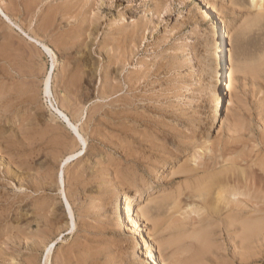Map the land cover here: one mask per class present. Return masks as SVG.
Returning <instances> with one entry per match:
<instances>
[{
  "label": "rangeland",
  "instance_id": "1",
  "mask_svg": "<svg viewBox=\"0 0 264 264\" xmlns=\"http://www.w3.org/2000/svg\"><path fill=\"white\" fill-rule=\"evenodd\" d=\"M31 2L0 0V264H145L135 253L146 247L155 264H186L199 236L207 242L199 264H264V65L253 69L264 59V0L260 8L252 0ZM204 3L231 34L232 91L218 111ZM76 152L81 160L62 162ZM151 183L140 206L153 222L141 218L125 236L114 224L116 198ZM217 188L223 202L214 205Z\"/></svg>",
  "mask_w": 264,
  "mask_h": 264
},
{
  "label": "bare ground",
  "instance_id": "2",
  "mask_svg": "<svg viewBox=\"0 0 264 264\" xmlns=\"http://www.w3.org/2000/svg\"><path fill=\"white\" fill-rule=\"evenodd\" d=\"M16 1V0H15ZM39 1V0H38ZM203 1V0H202ZM2 2V1H1ZM32 2H33V0H32ZM31 2V3H32ZM70 2V1H69ZM71 2H73V1H71ZM205 2V1H204ZM262 2V0H252V4L254 3V4H256V6H258L259 8L261 7V3ZM8 3H9V0H8ZM11 3H14V1H12ZM38 3V2H37ZM77 3H79V1L77 2ZM16 4H18V2L16 3ZM33 4V3H32ZM35 4V3H34ZM205 4V3H204ZM7 5V4H6ZM15 5V4H14ZM20 5H21V3H20ZM20 5H19V7H20ZM24 5V4H23ZM28 5V4H27ZM36 5V4H35ZM76 5V4H75ZM9 5H7V7H8ZM18 6V5H17ZM29 6V5H28ZM34 6V5H33ZM32 6V7H33ZM12 7V6H11ZM22 7V6H21ZM26 7V6H25ZM44 7V6H43ZM50 7H52V6H50ZM81 7V6H80ZM263 7V6H262ZM16 8V7H15ZM47 8V7H46ZM71 8V7H70ZM75 8V7H74ZM212 8H213V6H212ZM27 9H28V7H27ZM47 9H49V8H47ZM53 9V8H52ZM68 9V8H67ZM12 10H14V9H12ZM16 10V9H15ZM29 10V9H28ZM33 10H34V8H33ZM36 10V9H35ZM214 10V9H213ZM1 11V10H0ZM7 11V10H6ZM46 12V11H45ZM53 12V11H52ZM58 12V11H57ZM71 12V11H70ZM82 12V11H81ZM203 12V14L201 15V16H203V17H208V19L210 18V19H213L212 21H213V23H212V26H213V30H214V36H215V40H214V55H215V59H216V63H217V65H218V70H217V72L216 73H214V74H216V79H217V97H216V101H217V111H218V108L219 107H222V106H220L221 104H222V101H223V98H224V96H227L229 93H231V91H232V71H231V65L233 66V57H232V55H231V50H230V48H229V41H230V36H231V34H230V32L228 31V29L226 28L227 26L225 25V24H223V22H222V20H220L219 19V17H217L216 15H214L213 14V11H211V8L209 7V6H207V3L205 4V7H204V10L202 11ZM3 13V12H2ZM10 13V12H9ZM38 13V12H37ZM161 13V12H160ZM5 14V13H4ZM31 14V13H30ZM51 14V13H50ZM79 14V13H78ZM212 14L214 15V17L212 18ZM259 14V13H258ZM262 14H264V13H262ZM261 14V15H262ZM42 15V14H41ZM16 16V15H15ZM34 16V15H33ZM5 17H6V15H5ZM37 17V16H36ZM258 17V16H257ZM78 18V17H77ZM6 19H7V17H6ZM51 19V18H50ZM82 19V18H81ZM261 19H263V18H261ZM80 20V19H79ZM224 21V20H223ZM226 21V20H225ZM36 22V21H35ZM51 22V21H50ZM84 23V22H83ZM86 24V23H85ZM41 27H43V26H41ZM45 27V26H44ZM80 27V26H79ZM229 27V26H228ZM47 28V27H46ZM92 28V27H91ZM28 29V28H27ZM92 30V29H91ZM44 32V31H43ZM31 33V32H30ZM87 33V32H86ZM43 34V33H42ZM76 35V34H75ZM74 35V37L76 38V36ZM111 35H113V34H111ZM80 36V35H79ZM83 37V36H82ZM77 38H78V36H77ZM81 38V37H80ZM40 39V38H39ZM66 39V38H65ZM76 40V39H75ZM126 40V39H125ZM63 41V40H62ZM65 41V40H64ZM108 41V40H107ZM116 42V41H115ZM213 42V41H212ZM61 43V42H60ZM79 43V42H78ZM12 44V43H11ZM104 44V43H103ZM13 45V44H12ZM23 45V44H22ZM27 45V44H26ZM71 45V44H70ZM119 45V44H118ZM110 46H111V44H110ZM109 46V47H110ZM3 47V46H2ZM42 47V46H41ZM43 48L45 49V51H47V54L49 53L50 54V51L51 50H49L46 46H44L43 45ZM43 49V50H44ZM2 50V49H1ZM4 50V49H3ZM6 50V49H5ZM28 50V49H27ZM60 50V49H59ZM110 50H111V48H110ZM103 51V50H102ZM5 52V51H4ZM52 52V51H51ZM213 52V51H212ZM111 53V52H110ZM122 53V52H121ZM20 55H23V54H20ZM53 55V54H52ZM115 55V54H114ZM119 55V54H118ZM4 56V55H3ZM108 56V55H107ZM117 56V55H116ZM115 56V57H116ZM1 58V57H0ZM22 58V57H21ZM20 58V59H21ZM109 59V58H108ZM124 59V58H123ZM118 61V60H117ZM124 61V60H123ZM112 64V63H111ZM188 64V63H187ZM192 64V63H191ZM53 65V64H52ZM123 65V64H122ZM264 65V59H259L258 61H257V64L256 65H254V67H253V69H254V72H256V69L257 68H261L262 66ZM34 66V65H33ZM188 66H189V64H188ZM215 66V65H214ZM244 66V65H243ZM2 67H3V65H2ZM65 67V66H64ZM190 67V66H189ZM104 68V67H103ZM124 68V67H123ZM191 68V67H190ZM246 68V67H245ZM250 68V67H249ZM2 69V68H1ZM6 70V69H5ZM15 70H16V68H15ZM20 70V69H19ZM11 71V70H10ZM32 71V70H31ZM40 71V70H39ZM238 71H239V69H238ZM7 72V71H6ZM33 72H34V70H33ZM75 72V71H74ZM103 72V71H102ZM248 72V71H247ZM246 72V73H247ZM26 73V72H25ZM77 73V72H76ZM237 73V72H236ZM249 73V72H248ZM13 74V73H12ZM256 74V73H255ZM260 74V73H259ZM104 75V74H103ZM257 75V74H256ZM60 76V75H59ZM107 76V75H106ZM19 77V76H18ZM258 77V76H257ZM63 78H64V76H63ZM78 78V77H77ZM49 78H47L46 79V81H45V86H44V94L46 95V97H50L51 96V93H50V86H49V80H48ZM104 79H106V78H104ZM108 79V78H107ZM62 80V79H61ZM70 80V79H69ZM81 81V80H80ZM13 82V81H12ZM30 82H31V80H30ZM75 82V81H74ZM17 83V82H16ZM67 83V82H66ZM78 83V82H77ZM129 83V82H128ZM135 83V82H134ZM10 84V83H9ZM24 84V83H23ZM26 84V83H25ZM102 84V83H101ZM6 85V84H5ZM27 85V84H26ZM70 85V84H69ZM110 85V84H109ZM132 85V84H131ZM63 86V85H62ZM74 86V85H73ZM108 86V85H107ZM106 87V86H105ZM22 88V87H21ZM27 88H29V87H27ZM116 88V87H115ZM119 88V87H118ZM121 88V87H120ZM18 89V88H17ZM23 89V88H22ZM103 89H104V87H103ZM108 89V88H107ZM111 89H113V88H111ZM11 90V89H10ZM105 90H106V88H105ZM8 91V90H7ZM19 91V90H18ZM215 91V90H214ZM10 92V91H9ZM7 93V92H6ZM104 93V92H103ZM110 93V92H109ZM99 94H101V92L99 93ZM105 94V93H104ZM112 94H114V92H112ZM18 95V94H17ZM28 96V95H27ZM109 96V95H108ZM14 97V96H13ZM101 97V96H100ZM215 97V96H214ZM72 98V97H71ZM76 98V97H75ZM74 98V99H75ZM227 98V97H226ZM19 99V98H18ZM25 99V98H24ZM32 99V98H31ZM17 100V99H16ZM69 102V101H68ZM78 102V101H77ZM18 103V102H17ZM8 105V104H7ZM72 105V104H71ZM77 105V104H76ZM216 106V105H215ZM79 108V107H78ZM220 109V108H219ZM56 111L59 113V115L64 119V121H65V123H66V125H67V127H69V128H71L72 130H73V132H75V141L78 139V141L77 142H81L82 143V145H83V149L85 150L86 149V143H85V139H83V136H81L80 135V133L78 132V130H77V127L71 122V120H69L68 118H67V116L64 114V112H61L60 110H57L56 109ZM65 111H66V109H65ZM3 112H4V110H3ZM67 112V111H66ZM74 113V112H73ZM91 113V112H90ZM92 114V113H91ZM105 115V114H104ZM219 116V115H218ZM72 117V116H71ZM213 117V116H212ZM216 117H217V115H216ZM76 118V117H75ZM215 119V118H214ZM134 120V119H133ZM137 120V119H136ZM27 121H28V119H27ZM89 121V120H88ZM24 122V121H23ZM212 122V121H211ZM83 124V123H82ZM95 124V123H94ZM210 124V123H209ZM36 126V125H35ZM128 126V125H127ZM87 127V126H86ZM35 128V127H34ZM134 128V127H133ZM125 129V128H124ZM151 129V128H150ZM121 130V129H120ZM134 130V129H133ZM42 131V130H41ZM44 131H46V130H44ZM65 132V131H64ZM133 132V131H132ZM146 133V132H145ZM33 135V134H32ZM152 135V134H151ZM142 136V135H141ZM32 137V136H31ZM44 137V136H43ZM56 137V136H55ZM61 137V136H60ZM26 139V138H25ZM35 139V138H34ZM184 139V138H183ZM24 140V139H23ZM38 141V140H37ZM50 141V140H49ZM59 141V140H58ZM130 141V140H129ZM148 141V140H147ZM23 142V141H22ZM25 142V141H24ZM40 142V141H39ZM46 142V141H45ZM63 142V141H62ZM73 142V141H72ZM76 142V143H77ZM26 143V142H25ZM129 143V142H128ZM46 144V143H45ZM54 144V143H53ZM58 145V144H57ZM144 145V144H143ZM147 145V144H146ZM155 145V144H154ZM160 145V144H159ZM189 145V144H188ZM60 146V145H59ZM122 146V145H121ZM126 146V145H125ZM150 146H152V145H150ZM154 147V146H153ZM19 149V148H18ZM157 149V148H156ZM163 150V149H162ZM167 150V149H166ZM168 150H170V149H168ZM39 151V150H38ZM45 152V151H44ZM49 152V151H48ZM179 152V154H180V151H178ZM82 152H76V153H74V154H70L69 156H67V157H65V158H63L62 159V162L63 163H67L69 160H71V159H74V160H79L80 159V157H81V154ZM84 153V152H83ZM20 154V153H19ZM24 154V153H23ZM45 154V153H44ZM60 154V153H59ZM132 154V153H131ZM136 154V153H135ZM166 154V153H165ZM164 154V155H165ZM173 155V154H172ZM130 156V155H129ZM159 156H162V155H159ZM247 156H248V154H247ZM92 157V156H91ZM96 156H94V158H95ZM162 157H164V156H162ZM167 157V156H166ZM166 157H165V159H164V161L161 163H159V161H158V163H156L155 164V161H153V163L155 164V166H154V169H155V171H156V169L158 168V166L160 165L161 167L162 166H165L166 164H168V161H167V159H166ZM169 157V156H168ZM242 157V156H241ZM93 158V157H92ZM93 158V159H94ZM170 158V157H169ZM244 158V157H243ZM246 158V157H245ZM244 158V159H245ZM255 158V157H254ZM27 159V158H26ZM157 159V158H156ZM163 159V158H162ZM171 159V158H170ZM175 159V158H174ZM236 159V158H235ZM259 159H260V157H259ZM57 160V159H56ZM81 160V159H80ZM159 160V159H158ZM172 160V159H171ZM170 160V161H171ZM246 160V159H245ZM244 160V161H245ZM250 160V159H249ZM248 160V161H249ZM93 161V160H92ZM160 161H162L161 159H160ZM252 161V160H251ZM78 162V161H77ZM85 162V161H84ZM257 162V161H256ZM79 163V162H78ZM184 163V162H183ZM170 164V163H169ZM172 164H173V162H172ZM235 164V163H234ZM11 165V164H10ZM58 165V164H57ZM66 165V164H65ZM153 165V164H152ZM258 165V164H257ZM79 166V165H78ZM134 166V165H133ZM150 166V165H149ZM231 166H233V165H231ZM236 166V165H235ZM234 166V167H235ZM240 166V165H239ZM249 166V165H248ZM64 167V166H63ZM125 167V166H124ZM224 167V166H223ZM234 167H232V168H234ZM241 167V166H240ZM247 166H245V168H246ZM251 167V166H250ZM258 167V166H257ZM149 168V167H148ZM230 167H227V169H229ZM244 168V167H243ZM252 168V167H251ZM158 169H160V168H158ZM236 169H237V166H236ZM235 169V170H236ZM250 169V168H249ZM248 168L246 169V172H247V170H249ZM128 170V169H127ZM185 170V169H184ZM189 170V169H188ZM218 170V169H217ZM224 170V169H223ZM230 170V169H229ZM228 170V171H229ZM239 170V169H238ZM259 170V169H258ZM261 170H263V169H260V171L259 172H261ZM209 171H210V169H209ZM208 171V172H209ZM216 171V170H215ZM243 171H244V169H243ZM243 171H237V172H235V173H237V174H240L241 173V175H242V173H244ZM257 171V170H256ZM255 171V172H256ZM44 172V171H43ZM118 172V171H117ZM130 172V171H129ZM148 172H150V171H148ZM230 172V171H229ZM233 172V171H232ZM252 171H250V174H252L251 173ZM62 173V172H61ZM76 173V172H75ZM79 173V172H78ZM122 173V172H121ZM127 173V172H126ZM125 173V174H126ZM155 174H154V176H155V180H157L158 179V172H154ZM209 173H211V172H209ZM208 173V174H209ZM231 173V172H230ZM53 174V173H52ZM116 174V173H115ZM123 174V173H122ZM134 174H135V172H134ZM221 174V173H220ZM245 174V173H244ZM244 174L242 175V176H244ZM262 174H264L263 172H262ZM63 175V174H62ZM62 175H59L58 177H59V179H58V181L60 182V184L62 185L63 184V180H62ZM127 175H129V173H127ZM153 175V174H152ZM206 175V174H205ZM224 175V174H223ZM236 175V174H235ZM234 175V176H235ZM240 175V176H241ZM245 175H247V174H245ZM80 176V175H79ZM126 176V175H125ZM133 176V175H132ZM135 176V175H134ZM133 176V177H134ZM220 177H221V175H219ZM229 176H230V174H229ZM237 176V175H236ZM239 176V175H238ZM251 176V175H250ZM250 176H249V178H250ZM256 176V175H255ZM264 176V175H263ZM13 177V176H12ZM137 177V176H136ZM217 177V176H216ZM225 177V176H224ZM261 177V176H260ZM45 178V177H44ZM117 178V177H116ZM128 178V177H127ZM130 178V177H129ZM208 178H210V177H208ZM221 178H223V177H221ZM228 178V177H227ZM231 178V177H230ZM235 178V177H234ZM237 178V177H236ZM126 179V178H125ZM153 179V178H152ZM226 179V178H225ZM223 180V181H225L224 183L225 184H227V182H226V180ZM246 179V178H245ZM255 180H257V179H259V177L256 179V178H254ZM262 179H264L263 177H262ZM107 180V179H106ZM128 180V179H127ZM159 180V179H158ZM161 180V179H160ZM205 180V179H204ZM203 180V181H204ZM214 180L215 179H213V182L209 179V182L211 181L212 183H214ZM219 181H220V179H218ZM228 180V179H227ZM232 180V179H231ZM233 180H235V179H233ZM239 180H240V178H239ZM238 180V181H239ZM250 180V179H249ZM45 181V180H44ZM48 181V180H47ZM153 181V180H152ZM151 181V182H152ZM202 181V180H201ZM202 181V182H203ZM207 181V179L204 181V182H206ZM217 181V180H216ZM246 181V180H245ZM244 181V182H245ZM252 181H253V179H251V183H252ZM260 181H261V179H260ZM264 181V180H263ZM263 181H261V183H263ZM125 182H126V180H125ZM142 182V181H141ZM157 182V181H156ZM218 182V181H217ZM217 182H215L216 184H217ZM241 182V181H240ZM259 182V181H258ZM120 183V182H119ZM123 183H124V181H123ZM150 183V182H149ZM198 183H200V182H198ZM197 183V184H198ZM230 183V182H229ZM228 183V184H229ZM242 183V182H241ZM249 183V182H248ZM251 183H249V185L251 184ZM257 183V182H256ZM127 184V183H126ZM145 184V183H144ZM201 184H205V183H201ZM223 184V183H222ZM222 184H221V186H222ZM238 184V183H237ZM237 184H236V186H237ZM245 184V183H244ZM254 184V183H253ZM259 184V183H258ZM257 184V185H258ZM217 185H219V184H217ZM232 185V184H231ZM230 185V186H231ZM233 185H234V183H233ZM240 185V184H239ZM242 185V184H241ZM248 185V184H247ZM252 185V184H251ZM262 185V184H261ZM264 185V184H263ZM146 186L147 187H145L142 191H139L138 193L136 192H134V194L132 195V196H123L124 194H121V196H118V198H116V202H115V204H116V206H115V209H114V213H113V215H115V221H114V224H115V228L117 229V228H122L123 229V232H124V235L125 236H127V235H129V234H133V233H135L136 232V230L139 228V226H140V224H139V222H141V218H142V220H143V218L146 220V221H150V222H153L152 220H151V214H152V212H151V209L150 208H147V207H144V206H140L141 204H144V202L146 203V200L148 199V197L152 194V192H153V189L155 188V183H151V184H149V185H147L146 184ZM196 186V185H195ZM212 186H214V185H212ZM212 186H211V188H212ZM220 185H219V187H221ZM227 186V185H226ZM254 186V185H253ZM143 187H144V185H143ZM206 188H207V185L205 186ZM210 187V186H209ZM218 187V188H219ZM224 187V186H223ZM238 187V186H237ZM244 187H246L245 185H244ZM249 187V186H248ZM258 187V186H257ZM256 186H255V188L256 189H258ZM259 187L261 188V186L259 185ZM39 188H40V186H39ZM157 188V187H156ZM197 188H198V186H197ZM202 185H201V190H202ZM217 188V190H219V191H216V190H214V192H213V197H211V198H213V200H214V202H215V204L214 205H216V203L217 202H223L222 201V198H221V196L224 194L223 192H221V190L220 189H218ZM239 188V187H238ZM242 187H240V189H241ZM250 188V187H249ZM253 188V187H252ZM259 188V189H260ZM264 187H262V189H263ZM204 189V188H203ZM216 189V188H215ZM233 189H234V187H233ZM235 189H237V188H235ZM118 190V189H117ZM116 190V191H117ZM122 190V189H121ZM200 190V191H201ZM224 190V189H223ZM231 190V189H230ZM244 190V189H243ZM247 190V189H246ZM206 191H208V190H206V189H204V193L206 192ZM238 191V190H237ZM250 191H251V189H250ZM40 192V191H39ZM212 192V191H211ZM243 193H244V191H242ZM246 192V191H245ZM248 192V191H247ZM252 192H254V191H252ZM261 192V191H260ZM117 193V192H116ZM118 193H120V190H119V192ZM223 193V194H222ZM227 193H228V190H227ZM229 193H231V192H229ZM234 193V192H233ZM237 193V192H236ZM235 193V194H236ZM242 193V194H243ZM62 198H63V200H64V202H65V205H66V208H67V211H68V215H69V217H70V220H71V222H72V227L74 228V222H73V214H72V212H71V209H70V204L68 203V197H66V193L64 194V192L62 191ZM198 194H199V192H198ZM208 194V193H207ZM232 194V193H231ZM248 194V193H247ZM264 194V193H263ZM114 195V194H113ZM191 195V194H190ZM193 195V194H192ZM201 195V194H200ZM238 196H239V194H237ZM252 195V194H251ZM29 196V195H28ZM41 196V195H40ZM212 196V195H211ZM233 196V195H232ZM232 196H231V198H232ZM247 196V195H246ZM250 196V195H249ZM200 197V196H199ZM236 197V196H235ZM234 197V198H235ZM240 197V196H239ZM255 197V196H254ZM43 198V197H42ZM262 198V197H261ZM207 199V198H206ZM210 199V198H209ZM220 199H221V201H220ZM225 199V198H224ZM249 199V198H248ZM252 199V198H251ZM255 199V198H254ZM15 200V199H14ZM17 200V199H16ZM233 200V199H232ZM244 200H247V199H245L244 198ZM259 200H260V198H259ZM89 201V200H88ZM212 201V200H211ZM227 201H229V200H227ZM239 201V200H238ZM241 201V200H240ZM254 201V200H253ZM44 202V201H43ZM255 203H257L256 201H254ZM262 203H263V201H261ZM151 203V202H150ZM220 203V204H221ZM227 203V202H226ZM232 203V202H231ZM252 203V202H251ZM261 203V204H262ZM95 204V203H94ZM101 204V203H100ZM114 204V203H113ZM202 204V203H201ZM210 204V206H211V203H209ZM254 204V203H253ZM145 205V204H144ZM148 205V204H147ZM203 205V204H202ZM235 205V204H234ZM78 206V205H77ZM204 206V205H203ZM209 206V207H210ZM213 206V205H212ZM219 206V205H218ZM242 206V205H241ZM259 206V205H258ZM46 207V206H45ZM94 207H96V206H94ZM159 207H161V206H159ZM261 207V206H260ZM5 208V207H4ZM3 208V209H4ZM79 208V207H78ZM89 208V207H88ZM91 208V207H90ZM211 208V207H210ZM215 208H217V207H215ZM221 208H222V206H221ZM221 208H219V209H221ZM254 208V207H253ZM252 208V209H253ZM38 209V208H37ZM163 209V208H162ZM46 210V209H45ZM87 210V209H86ZM200 210V209H199ZM208 210H210V209H208ZM214 210V212L215 211H217V212H219V211H221V210H215V209H213ZM257 210V209H256ZM91 211V210H90ZM226 211H228V210H226ZM252 211V210H251ZM254 211V210H253ZM259 212L261 211V210H258ZM4 212V211H3ZM159 212V211H158ZM213 212V211H212ZM157 213V212H156ZM247 213H248V211H247ZM249 213H252V212H249ZM261 213V212H260ZM245 214H246V212H245ZM43 215V214H42ZM237 215V214H236ZM232 216L233 218H237V216ZM248 215V217H249V214H247ZM264 215V214H263ZM240 216H242V215H240ZM254 216V215H253ZM257 216V215H256ZM255 216V217H256ZM260 217H261V215H259ZM44 217V216H43ZM225 217V216H224ZM246 217V216H245ZM251 217H252V215H251ZM226 218V217H225ZM240 218V217H239ZM252 218H254V217H252ZM259 218V217H258ZM262 218V217H261ZM224 219V218H223ZM230 219H231V217H230ZM241 219H243L242 217H241ZM240 219V220H241ZM248 219V218H247ZM251 219V218H250ZM257 219V218H256ZM130 220V221H129ZM237 220V219H236ZM264 220V219H263ZM229 221V220H228ZM237 221H239V220H237ZM244 221V220H243ZM252 221V220H251ZM259 221V219L257 220V222ZM233 222V221H232ZM241 222V221H240ZM248 222V221H247ZM256 222V221H255ZM260 222V221H259ZM47 223V222H46ZM234 223H235V221H234ZM233 223V224H234ZM28 224V223H27ZM231 224V223H230ZM250 224H251V222H250ZM257 224V223H256ZM255 224V225H256ZM19 225V224H18ZM260 226H262V227H264V225L261 223V224H259ZM152 226H153V224H152ZM158 226V225H157ZM156 226V227H157ZM246 226V225H245ZM243 227H244V225H243ZM203 229V228H202ZM252 230H253V228H252ZM203 231V230H202ZM201 231V232H202ZM251 231V230H250ZM122 232V231H121ZM154 232V231H153ZM158 232V231H157ZM200 232V231H199ZM233 232V231H232ZM247 233H249V232H247ZM201 234V233H200ZM209 234V233H208ZM43 235V234H42ZM124 235H123V237H124ZM198 235V234H197ZM207 235V234H206ZM28 236V235H27ZM40 236V235H39ZM189 236H190V234H189ZM263 236V235H262ZM180 237V236H179ZM182 237H185V236H182ZM26 238V237H25ZM129 238V237H128ZM178 238V237H177ZM209 238V237H208ZM125 239V238H124ZM175 239V238H174ZM182 239V238H181ZM49 240V239H48ZM183 240H184V238H183ZM193 240V239H192ZM198 242H199V247L197 248V251L193 254V257H192V261L190 262H187L186 264H199L200 263V260L202 259V253H203V251L205 250V248L207 247V242H206V239H205V236H199L197 239H196ZM50 241V240H49ZM144 241V240H143ZM155 241H156V239H155ZM168 241V240H167ZM193 242V241H192ZM170 243H172L171 241H170ZM186 243V242H185ZM195 242H193V244H194ZM165 244V243H164ZM254 244V243H253ZM262 244V243H261ZM135 245V244H134ZM171 245V244H170ZM176 245V244H175ZM190 245V242H189V244L187 245V247ZM191 245H192V243H191ZM257 245V244H256ZM258 245H259V242H258ZM168 246V245H167ZM161 247V246H160ZM181 247V246H180ZM189 247H191V246H189ZM183 248H184V246H183ZM195 248V247H194ZM196 248H195V250H196ZM262 248V247H261ZM151 249V248H150ZM177 249V248H176ZM180 249V248H179ZM140 250H141V248H140ZM193 250V249H192ZM151 251H153L152 249H151ZM151 251L149 250V248L148 247H146L144 250H141V252L139 251V249L137 250V252L135 253V254H137V256L140 258V261L142 262V263H145V264H155V262L157 261L153 256H152V253H151ZM178 251V250H177ZM180 251H181V249H180ZM179 251V252H180ZM208 251V250H207ZM249 252V251H248ZM50 253H51V248L47 251V254L45 255V258H44V261L45 262H47L48 263V259L50 258L49 257V255H50ZM182 253V252H181ZM189 253H190V251H189ZM250 254H251V252H250ZM60 255H62V254H60ZM145 255V256H144ZM264 255V254H263ZM63 256V255H62ZM192 256V255H191ZM190 256V257H191ZM207 256V255H206ZM182 258V257H181ZM176 259V258H175ZM174 260V259H173ZM68 261V260H67ZM202 261H204V260H202ZM49 264V263H48ZM164 264H166V263H164ZM170 264H171V262H170Z\"/></svg>",
  "mask_w": 264,
  "mask_h": 264
}]
</instances>
